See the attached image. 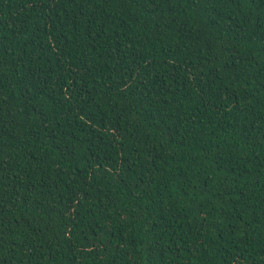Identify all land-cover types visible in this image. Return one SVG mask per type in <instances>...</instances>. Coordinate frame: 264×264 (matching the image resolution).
I'll list each match as a JSON object with an SVG mask.
<instances>
[{
	"label": "trees",
	"instance_id": "trees-1",
	"mask_svg": "<svg viewBox=\"0 0 264 264\" xmlns=\"http://www.w3.org/2000/svg\"><path fill=\"white\" fill-rule=\"evenodd\" d=\"M0 264H264V0H0Z\"/></svg>",
	"mask_w": 264,
	"mask_h": 264
}]
</instances>
